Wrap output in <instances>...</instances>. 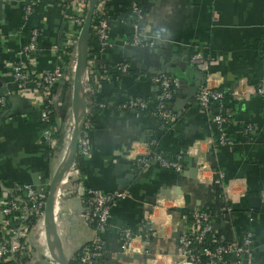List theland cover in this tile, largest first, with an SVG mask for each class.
I'll return each mask as SVG.
<instances>
[{
    "label": "crops",
    "instance_id": "0c3cea01",
    "mask_svg": "<svg viewBox=\"0 0 264 264\" xmlns=\"http://www.w3.org/2000/svg\"><path fill=\"white\" fill-rule=\"evenodd\" d=\"M24 2L0 0V95H11L6 112L0 114V201L12 197L20 185L36 187L37 181L48 190L74 133L73 98L72 108L58 98V121L62 118L63 125L53 157L47 127L37 120L41 94L20 92L8 67L29 36L26 26L20 31L25 25ZM128 2H112L116 16L110 23V48L100 52L97 43L92 46L94 54L110 64L112 77L101 86V102L99 106L93 103L97 108L90 114L87 139L92 153L83 166L84 184L91 191L125 192L112 206L109 227L102 235L106 243L103 264H191L178 257L177 238L187 229L184 211L196 207H207L218 215L214 228L219 234L231 238L252 231L257 246L252 264H264V98L255 92L264 77V0H140L144 13L139 28L122 17ZM41 9L39 71L57 65L51 47L62 42L64 29L61 9L50 5ZM136 32L147 44L132 43ZM198 51L211 58V85L227 93L232 145L215 141L214 125L195 101L207 76L190 62ZM122 64L129 65L127 73L118 70ZM162 71L182 83L170 104L174 121L161 122L148 109L121 108L125 98L154 97L151 76ZM62 88L57 90L59 96ZM151 138L166 158L184 152L181 170L158 164L138 169L135 161L146 156V142ZM78 176L70 166L55 199V217L66 218L58 239L69 254L93 235L69 208L67 196ZM224 187L235 208L232 218L219 214ZM123 228L136 236L130 253L123 252ZM35 245L28 264L50 260L57 264L58 259L41 252V248L47 250L45 240Z\"/></svg>",
    "mask_w": 264,
    "mask_h": 264
},
{
    "label": "built area",
    "instance_id": "2783aa9c",
    "mask_svg": "<svg viewBox=\"0 0 264 264\" xmlns=\"http://www.w3.org/2000/svg\"><path fill=\"white\" fill-rule=\"evenodd\" d=\"M24 24L20 31L28 28V41L23 44L17 51L16 57L12 60L8 67L12 77L17 82L20 92L30 93L38 91L41 94L42 102L40 115L42 122L48 124L46 129V140L52 149V153H58L60 139L62 135V125L58 121L61 111L57 107V99L53 102L51 98L57 94L58 85L65 82L69 86H73L74 68L78 56V40L84 19L90 6L91 0H24ZM113 0H99L95 14L99 17V23L92 28V41L97 43L99 51L109 49L111 46L110 29L112 18L116 16V12L112 9ZM130 4V0L128 2ZM40 5L55 6L61 9L64 17V29L62 32V42L56 43L51 47L52 54L58 58V63L51 69L39 71L38 53L39 39L41 36L38 21L43 13ZM128 6V5H127ZM121 10V14L125 22L139 28L143 14L132 5V9L138 14L137 22H132L130 16L125 10ZM94 14V15H95ZM218 20L217 18L215 19ZM29 26V27H28ZM1 40V34H0ZM132 43L135 45H145L146 40L136 32L132 37ZM73 59L74 63L70 67L66 64L67 59ZM211 58L202 52H196L190 57V62L195 65L197 70L202 74H206V79L202 82L196 96L195 101L208 114L210 122L214 125L215 141L223 145H232L233 139L228 133V126L232 121V110L226 100L227 93L217 87H213L209 78ZM118 70L127 73L128 64H122ZM73 74V75H71ZM110 64L103 62L99 58V54L89 52L88 62L85 70V84L93 92L100 93L101 86L111 80ZM151 82L155 85L156 93L154 97L149 99L135 96L125 98L121 108L136 107L141 110L148 109L151 114L161 122L171 123L175 120V114L170 108L171 102L182 89L181 81L174 76L168 75L166 72L154 74ZM85 85V90L87 89ZM258 96L264 98V77L255 88ZM11 95L3 92L0 95V114L6 112ZM89 112L87 110V116ZM61 117V116H60ZM90 122L86 119L84 128L89 130ZM146 144L149 151L144 157L142 170L150 168V164H158L163 168L182 169L183 151H179L174 157L166 158L159 152H153L152 146H156L154 140H147ZM92 153V148L88 142L87 135L82 136L78 144V152L75 157L72 168L78 171V179L74 185V189L68 194L70 200L69 208L76 202H80L83 206L82 211L72 210L74 216L80 217V221L87 227L91 228L93 235L91 239L84 243L76 245L72 254L75 256L73 264H103L106 253V243L103 239V233L108 229L111 220V208L115 202L120 199L125 192L105 193L93 190L92 196L85 201V193L88 191L85 187L84 164ZM151 157V160H149ZM13 196L6 198V201H0V259L3 261L12 260L15 263L28 261L32 258L34 246L40 245V232L46 228L44 238L47 245V227L45 225V202L40 199L41 194L37 187L33 185H20L13 190ZM222 207L219 213L222 217L231 216L235 212L234 206L227 200L228 188L222 190ZM264 199V192L261 194ZM191 211L193 221L189 222L186 215H182L187 224V229L181 231L178 235V251L179 258L191 264H252L254 251L256 249L255 235L252 231H246L243 234L228 237L225 234H219L215 231L214 220L218 215L212 210L208 211L206 207H196ZM60 221L61 226L66 223L65 216L56 218ZM40 228V229H39ZM208 233H212L217 238H208ZM59 234V231H58ZM148 235V234H145ZM122 247L124 253L133 251V244L136 236L128 228L121 230ZM36 241L34 243L33 241ZM39 242V243H38ZM193 243L206 245V248L200 252L206 256L207 260L202 263L195 259L191 246ZM212 246V247H211ZM48 248V246H47Z\"/></svg>",
    "mask_w": 264,
    "mask_h": 264
},
{
    "label": "water",
    "instance_id": "95a60500",
    "mask_svg": "<svg viewBox=\"0 0 264 264\" xmlns=\"http://www.w3.org/2000/svg\"><path fill=\"white\" fill-rule=\"evenodd\" d=\"M99 0H91L87 14L85 16L83 27L79 34L78 56L74 70V83L72 90L73 113H74V133L71 143L65 153V156L56 170L54 177L49 181V189L43 190L40 182H36L39 193L46 196L45 202V225L47 227V246L50 255L62 261V264H70L73 254H69L67 248L62 247L60 251L56 250L58 243V231L61 229V223L54 214L55 199L58 194L60 183L66 170L74 163L78 152L79 140L83 133L84 123L87 119V105L85 98V70L90 52L91 30L95 9ZM258 203V200H255ZM254 203V202H253ZM257 206V204H254ZM83 206L76 202L72 207L74 211H82Z\"/></svg>",
    "mask_w": 264,
    "mask_h": 264
},
{
    "label": "trees",
    "instance_id": "16d2710c",
    "mask_svg": "<svg viewBox=\"0 0 264 264\" xmlns=\"http://www.w3.org/2000/svg\"><path fill=\"white\" fill-rule=\"evenodd\" d=\"M132 5H134V6L140 11V13H144V10H143L142 5L140 4V0H130V4L127 6V12L129 13V15H130V17H131V20H132L133 22H137V21H139V20L137 19V18H138V14L132 9ZM42 6H43V5H40V9L42 8ZM84 20H85V19H84ZM110 21H112L111 18H110ZM98 23H99V17L97 16V14H95V15H94V18H93V25H92V28H94ZM79 33H80V32H79ZM27 41H28V38H27ZM27 41H26V42H27ZM94 43H95V42H93V41H92V38H91V40H90V53L93 52L92 46L94 45ZM73 63H74L73 59H70V58H69V59L66 60V64H67L68 66H70V67L73 65ZM119 73H120V72H119ZM119 73H117V75H118ZM120 74H121V73H120ZM71 75H73V74H71ZM121 75H122V74H121ZM122 76H123V75H122ZM152 76H153V75H152ZM152 76H151V78H152ZM60 86L63 87V88H62V91H61V95L59 96V93H60V92H58V94H55L54 96H52V98H51V101H52V102H51L49 105H50V106H53V102H54L56 99L60 98V100L62 99L63 103L65 104V106H66L67 108H72V90H71V88H70V87L68 88L67 86H65L64 84H61V83L58 85V88H60ZM87 86H88V84L86 85V88H87V89L85 90L86 105H87V110H88V112H89V114H88V116H87V119H88L89 122L91 123V122H92V118H91L90 114H91V112H93V110H95V109L97 108V106H93V103H95V104H97V105L99 106V104H100V102H101V99H102V95H101L100 93L93 92V90H91V89H90L89 87H87ZM118 99L120 100L121 97L119 96ZM121 100H122V99H121ZM226 100H227V102H228V96H226ZM121 102H123V100H122ZM125 109H140V108H136V107H130V106H128V107H126ZM37 120L39 121V123H40L43 127H48V124L42 122L40 112H39V117L37 118ZM88 131H89V130H88L87 128H84V129H83V136H86L87 133H88ZM149 140H153V138H151V139H149ZM151 150H152L153 152H158L156 146H152V147H151ZM51 155L54 157L55 154L52 153ZM149 160H151V157H149ZM143 161H144V157H139V158L136 159V161H135V165L138 167V169L141 168V170H142V164H143ZM152 165H153V164L151 163V164H150V167H151ZM92 192H93V191L88 190V191L85 193V196H84L85 201H88V199L92 196ZM40 199H41L42 201L46 202V196L41 195V196H40ZM206 209H208V208L206 207ZM208 211H211V210L208 209ZM184 215L187 216L189 222L193 221L191 211H189V210H185V211H184ZM207 237L211 239V238H214V237L217 238L218 236H213L212 233H208ZM211 247H212V246H211ZM204 248H206V245H204V244H200V243H193V245L191 246V250H192V253H193L194 256H195V259L199 260V261L202 262V263H204V262L207 260L206 256H204V255L200 252V250H201V249H204ZM75 259H76L75 256H72V258L70 259V264H73L74 261H75ZM30 261H31V258H30L28 261H21L20 264H28V263H30ZM0 264H19V263H15V262H13L12 260H8V261H5V262H4L3 259H0ZM44 264H45V263H44Z\"/></svg>",
    "mask_w": 264,
    "mask_h": 264
},
{
    "label": "rangeland",
    "instance_id": "374dc122",
    "mask_svg": "<svg viewBox=\"0 0 264 264\" xmlns=\"http://www.w3.org/2000/svg\"><path fill=\"white\" fill-rule=\"evenodd\" d=\"M74 70H75V68H74ZM74 72V71H73ZM73 78V80H74V76L72 77ZM70 88H71V90H73L72 88H73V86L71 87L70 86ZM45 231H46V228H43V230L40 232V236H41V240H42V238H44V234L43 233H45ZM39 243V242H38ZM41 252L43 253V254H45L46 256H47V258H49V259H51L52 257H51V255H50V253H49V250H48V248H47V250L46 251H42V248H41ZM45 252V253H44ZM182 260V259H181ZM52 261L50 260V262H48V264H56V262L54 263H51ZM57 264H62V261L61 260H59L58 262H57Z\"/></svg>",
    "mask_w": 264,
    "mask_h": 264
},
{
    "label": "bare ground",
    "instance_id": "6f19581e",
    "mask_svg": "<svg viewBox=\"0 0 264 264\" xmlns=\"http://www.w3.org/2000/svg\"><path fill=\"white\" fill-rule=\"evenodd\" d=\"M62 247H63V245H62L61 241L58 239L56 250L60 251L62 249Z\"/></svg>",
    "mask_w": 264,
    "mask_h": 264
}]
</instances>
